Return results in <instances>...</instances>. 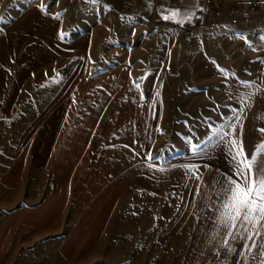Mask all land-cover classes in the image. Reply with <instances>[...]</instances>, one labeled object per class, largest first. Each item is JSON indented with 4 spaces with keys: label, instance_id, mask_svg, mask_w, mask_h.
Listing matches in <instances>:
<instances>
[{
    "label": "rangeland",
    "instance_id": "374dc122",
    "mask_svg": "<svg viewBox=\"0 0 264 264\" xmlns=\"http://www.w3.org/2000/svg\"><path fill=\"white\" fill-rule=\"evenodd\" d=\"M207 20L200 11L173 22ZM195 44L153 39V54L138 52L132 85L107 89L99 131L76 135L83 147L78 163L46 172L0 166V228L10 222L11 237L30 241L0 245V264H261L258 250L249 255L243 248L251 241L242 230L233 239L219 224L222 185L229 176L239 179L226 141L238 137L247 146L258 136L259 119L245 117L249 107L240 99L248 78L214 70L215 54L176 53L181 45L195 51ZM165 46L175 52L168 55ZM227 82L234 85L226 92ZM228 94L233 99L225 100ZM229 124L236 131L225 141L214 137L203 152L191 150L208 125L232 133ZM23 219L30 227L17 229Z\"/></svg>",
    "mask_w": 264,
    "mask_h": 264
},
{
    "label": "crops",
    "instance_id": "0c3cea01",
    "mask_svg": "<svg viewBox=\"0 0 264 264\" xmlns=\"http://www.w3.org/2000/svg\"><path fill=\"white\" fill-rule=\"evenodd\" d=\"M177 1L159 0L163 16L178 10L196 17L202 11L198 0L189 5ZM122 9L123 0H0L1 167L27 165L46 172L59 164L78 163L83 147L76 135L99 131L95 128L103 116L107 89L132 85L138 76V52L153 54V39H181L174 29L164 38L154 36L148 26L153 10L149 1L133 0L131 17H120ZM205 14L203 25L166 22L172 27L192 25L199 36L206 34L194 37L195 51L181 45L179 56L215 54L214 70L248 78L240 85V99L249 107L245 117L259 119L253 127L257 140L243 145L250 158L249 149L264 143L259 131L264 128V11L232 30L206 29L211 16ZM163 49L168 55L175 52L170 46ZM164 74L168 78L169 73ZM225 84L226 92L234 85ZM231 99L230 94L225 98ZM29 227L24 219L17 224V229ZM10 229V222L1 226L0 245L30 242L17 234L11 237ZM1 258L3 254L0 262L5 260Z\"/></svg>",
    "mask_w": 264,
    "mask_h": 264
},
{
    "label": "snow or ice",
    "instance_id": "6c2138e0",
    "mask_svg": "<svg viewBox=\"0 0 264 264\" xmlns=\"http://www.w3.org/2000/svg\"><path fill=\"white\" fill-rule=\"evenodd\" d=\"M40 9L46 10L43 4L40 5ZM179 15L180 12L177 10L163 18L169 20ZM64 35L61 33L62 39ZM136 87L138 88L139 84ZM228 126L232 129V133L224 131L223 127L213 129L211 125H208L209 132L205 138L200 144L192 143L191 150L194 153L203 152L214 137H218L219 141H225L226 137L233 135L236 131V124ZM259 131L264 133V128ZM240 132L241 134L243 132L242 125ZM187 139L191 141L192 138ZM226 143L228 145L226 155H229L235 163L234 175L239 179L229 176L226 185H222L225 199L219 215V224L228 229L227 235L233 239L240 236L242 230L246 234L242 238L251 241L250 245L245 243L243 248L249 255L254 250H258L257 256L261 258V264H264V243L257 244L254 239V237L264 239V143L256 146V151L250 158L245 153L242 140L238 137L229 139ZM151 158L150 156L149 159Z\"/></svg>",
    "mask_w": 264,
    "mask_h": 264
},
{
    "label": "built area",
    "instance_id": "2783aa9c",
    "mask_svg": "<svg viewBox=\"0 0 264 264\" xmlns=\"http://www.w3.org/2000/svg\"><path fill=\"white\" fill-rule=\"evenodd\" d=\"M72 3L75 0H66ZM153 4V10L148 21V26L153 30L156 38H164L168 29L177 31L181 39L191 43L196 35V27L192 25H183L172 27L167 24L163 18V7L159 0H147ZM200 9L211 16V20L205 25L206 29H237L240 26L248 25L252 21V16L258 12L264 11V0H198ZM133 0H123V17L133 16Z\"/></svg>",
    "mask_w": 264,
    "mask_h": 264
}]
</instances>
